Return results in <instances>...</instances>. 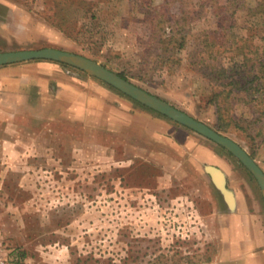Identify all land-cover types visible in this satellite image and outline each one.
Returning a JSON list of instances; mask_svg holds the SVG:
<instances>
[{
    "label": "rangeland",
    "instance_id": "rangeland-1",
    "mask_svg": "<svg viewBox=\"0 0 264 264\" xmlns=\"http://www.w3.org/2000/svg\"><path fill=\"white\" fill-rule=\"evenodd\" d=\"M44 47L124 74L264 171V0H0V53ZM30 61L21 92L0 88V224L18 264H228L227 234L264 227L260 188L225 148L76 67Z\"/></svg>",
    "mask_w": 264,
    "mask_h": 264
},
{
    "label": "water",
    "instance_id": "water-1",
    "mask_svg": "<svg viewBox=\"0 0 264 264\" xmlns=\"http://www.w3.org/2000/svg\"><path fill=\"white\" fill-rule=\"evenodd\" d=\"M30 60H51L76 67L86 72L88 75L96 77L97 79L114 87L121 93L127 95L149 109L156 111L215 142L238 159V161L253 175L264 198V171L259 167L255 160L231 138L220 134L185 111L180 110L169 102L125 80L119 74L109 70L104 65L84 55L53 47L23 49L0 53V66ZM204 169L211 177L215 186L222 192L229 208L233 209L235 206V197L233 191L228 189L226 186V177L224 172L215 165H205Z\"/></svg>",
    "mask_w": 264,
    "mask_h": 264
},
{
    "label": "crops",
    "instance_id": "crops-1",
    "mask_svg": "<svg viewBox=\"0 0 264 264\" xmlns=\"http://www.w3.org/2000/svg\"><path fill=\"white\" fill-rule=\"evenodd\" d=\"M36 65L37 63L33 61H25L0 66V88H3L6 94L21 92L24 85L31 81L29 78L25 79L19 75L22 71ZM230 219L234 223L241 222V219L236 216H232ZM244 223L249 224L248 228L251 230L248 233L242 234L238 231V227H235L227 234V237L228 235L230 237L226 238L225 259L228 264L240 261L243 264H264V227L256 226L255 223L249 221H244Z\"/></svg>",
    "mask_w": 264,
    "mask_h": 264
},
{
    "label": "built area",
    "instance_id": "built-area-1",
    "mask_svg": "<svg viewBox=\"0 0 264 264\" xmlns=\"http://www.w3.org/2000/svg\"><path fill=\"white\" fill-rule=\"evenodd\" d=\"M20 256L18 250L10 248L5 242L0 224V264H18Z\"/></svg>",
    "mask_w": 264,
    "mask_h": 264
},
{
    "label": "trees",
    "instance_id": "trees-1",
    "mask_svg": "<svg viewBox=\"0 0 264 264\" xmlns=\"http://www.w3.org/2000/svg\"><path fill=\"white\" fill-rule=\"evenodd\" d=\"M119 75L122 77V78H125L126 79V76L122 73H119Z\"/></svg>",
    "mask_w": 264,
    "mask_h": 264
},
{
    "label": "bare ground",
    "instance_id": "bare-ground-1",
    "mask_svg": "<svg viewBox=\"0 0 264 264\" xmlns=\"http://www.w3.org/2000/svg\"><path fill=\"white\" fill-rule=\"evenodd\" d=\"M217 180H219V179H217Z\"/></svg>",
    "mask_w": 264,
    "mask_h": 264
}]
</instances>
